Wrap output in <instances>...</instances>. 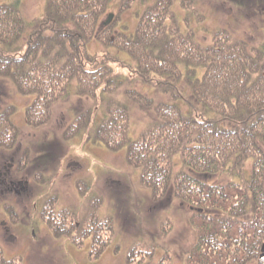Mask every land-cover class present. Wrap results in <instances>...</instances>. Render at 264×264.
<instances>
[{
  "label": "rangeland",
  "instance_id": "rangeland-1",
  "mask_svg": "<svg viewBox=\"0 0 264 264\" xmlns=\"http://www.w3.org/2000/svg\"><path fill=\"white\" fill-rule=\"evenodd\" d=\"M47 6V0H0V17L13 9L23 23L12 30V55L0 52V129L8 143H12V148L0 147V161L9 160L16 152L20 156L19 164H48L44 179L32 176L27 180L33 190H20L21 187L0 190V256L2 253L6 259L14 258L12 264H19V259L22 264H184L196 238L191 224L194 212L185 202L187 196L184 201L171 185L163 187V170L159 169L163 161L170 159L177 170L180 154L161 155L152 144L135 153L146 157L145 150L161 162L156 167L153 164L155 171L152 170L150 178L146 177L148 186L142 178L144 169L139 162L129 160L127 147L129 141H135L156 121L153 113L156 103L170 100L169 94L160 95L154 90L157 82L177 83L176 91L184 98L187 95L190 99L191 93L183 82L152 70H141L140 65L158 63L161 69L174 65L185 76L183 61L188 56L182 55L180 48L185 51L186 46L199 51L214 45L241 43L246 52L253 54L251 49L264 46V0H106L96 25L106 22V29L96 30L105 37L102 42L106 45L89 42L86 53L80 45L78 58L85 70L97 72L103 80L97 85L99 79L95 75L89 79L92 88L79 93L78 83H71L69 77L56 87L64 79L57 72L58 81L47 80L39 93L26 88L33 95L24 96L17 93L13 84V78L16 81L21 73L20 66L24 63L30 69L44 66L50 63L51 53L61 50L58 37L53 45H44V39L43 44L35 41L42 34L53 36V32L37 28L39 23H53V17L46 16ZM110 14L113 17L109 21ZM91 29L86 34L91 35ZM177 29L180 34L176 33ZM165 40L171 44L163 43L159 48L167 46L166 53L155 48V42ZM67 47L74 55L71 47ZM7 54L18 59L19 66L16 61L8 60ZM259 58L264 59V55ZM191 74L202 82L203 70L196 69ZM145 76L148 81H137ZM67 82L70 84L66 91ZM128 91L132 99L128 98ZM136 92L148 98L150 105L142 99L136 101L139 98ZM120 104L126 105L129 126L121 129V135L115 134L122 146L108 150L95 130L106 111L112 106L120 108ZM117 116L120 120L121 115ZM7 120L12 122V127ZM9 164L13 165L11 161ZM212 180L207 183L227 182L224 176ZM47 184L49 190L37 189ZM42 215L50 217V222ZM33 220L37 222L31 226ZM76 220L79 236L83 235L87 241L78 238L69 243L71 236L66 225L71 226ZM93 221L100 225L95 226ZM111 234L113 239L107 247ZM260 242L258 250L253 253L249 250L245 260L235 264H264V237ZM134 245L139 247L132 256L128 251ZM89 249L96 260L89 259Z\"/></svg>",
  "mask_w": 264,
  "mask_h": 264
},
{
  "label": "trees",
  "instance_id": "trees-1",
  "mask_svg": "<svg viewBox=\"0 0 264 264\" xmlns=\"http://www.w3.org/2000/svg\"><path fill=\"white\" fill-rule=\"evenodd\" d=\"M47 5L46 16L53 17V23H39L37 28L49 30L53 36L42 34L35 41L43 44L44 39V45H53L58 37L61 50L58 48L51 53L50 63L46 62L44 66L30 69L28 63L22 64L19 70L22 74H17L16 81L13 78L14 84L21 94L28 95L32 90L39 93L47 80L58 81L55 75L59 72L64 79L59 80L56 87L69 77L70 81H77L79 93H86L93 85L89 83L90 73L78 59L79 46L94 37L104 43L103 36L100 39L94 36V29L106 0H47ZM14 14V10L9 9L8 15L6 12L0 17V52L3 53L11 54L12 30L23 26ZM63 27L65 31L62 32ZM89 29L91 35L86 34ZM155 43V48L164 53L167 46H159L171 44L168 40ZM175 47L179 49L177 45ZM186 47L185 51L180 48V53L188 56L183 61L185 76L174 65L162 69L157 62V66L154 63L140 65L141 70H152L173 77L178 83L183 82L191 97L182 98L174 86L177 83L157 82L154 90L160 95L169 94L170 100L153 107L156 121L141 134V139L140 136L129 141L128 158L139 162L140 168L144 169L142 178L148 184L146 177L150 178L152 170L155 171L153 166L161 162L145 150L147 158L135 156V153H140L144 145L151 147L152 144L161 155L164 152L180 154L177 170L173 169L174 163L170 159L163 161L159 169L163 170V187L166 189V185H171L184 201L187 196L185 202L196 210L191 216V224L197 236L187 264H235L244 261L249 250L252 253L258 250L264 237V59L259 58L264 55V46L251 49L253 54L246 52L241 43L214 45L199 51ZM188 47L191 51H187ZM8 54L6 58L11 61L13 56ZM16 64L19 66V60ZM192 68L195 72L196 69L203 70L202 82L191 74L194 73ZM98 79L97 85L103 80L100 74ZM137 81L145 82L148 78H137ZM69 84L66 83V91ZM26 88L31 90L28 92ZM130 93L128 91V98L132 99ZM135 95L139 97L136 101L142 99L144 104L150 105L148 98L137 92ZM120 105V108L112 106L108 109L97 128V136L104 139L101 142L109 149L122 146L115 134L121 135V129L129 126L126 105ZM215 176H224L227 182L207 183ZM3 263L0 256V264Z\"/></svg>",
  "mask_w": 264,
  "mask_h": 264
},
{
  "label": "flooded vegetation",
  "instance_id": "flooded-vegetation-1",
  "mask_svg": "<svg viewBox=\"0 0 264 264\" xmlns=\"http://www.w3.org/2000/svg\"><path fill=\"white\" fill-rule=\"evenodd\" d=\"M9 146L10 145H6L5 149L9 148ZM15 157L16 152L12 153L9 160L2 159V161H0V190L6 189V191H13L20 187V190H26L25 187H22L21 180L18 179L19 174L22 173L19 170L23 167L20 164H17V166L9 164V161H11V163L15 162ZM2 170H4V172H2Z\"/></svg>",
  "mask_w": 264,
  "mask_h": 264
}]
</instances>
